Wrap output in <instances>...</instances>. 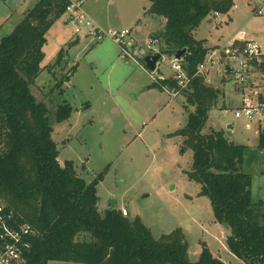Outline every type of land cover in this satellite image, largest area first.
Listing matches in <instances>:
<instances>
[{"label":"rangeland","instance_id":"374dc122","mask_svg":"<svg viewBox=\"0 0 264 264\" xmlns=\"http://www.w3.org/2000/svg\"><path fill=\"white\" fill-rule=\"evenodd\" d=\"M38 1L0 0V40ZM77 1L84 13L96 18L94 24L100 30L131 29L138 64L122 59L112 40L97 43L86 37L84 29L75 34L73 24H66L67 16L51 15L53 23L46 34L41 64L45 69L30 92L50 111L51 140L59 147L58 163H74L77 176L86 184L104 173L96 187L100 215L112 208L124 209L127 218H139L155 239L181 230L191 262L198 260L204 246L224 263H234L236 258L225 245V227L215 221L208 198L199 195L200 185L185 175L193 162L192 151L183 148V139L176 133L185 127L194 107L187 104L184 94L171 97L153 86L173 76L170 66L174 59L162 55L154 71L140 61L141 51L150 54L158 50L159 45L151 46L149 40L163 29L164 20L147 14L151 6L148 0ZM261 2L235 0L228 13L230 19L210 16L212 23L208 24V19L201 22L193 36L211 42L247 27L244 34L264 57V6L260 15L255 14ZM69 42L73 44L69 46ZM61 50L63 59L57 62ZM73 66L76 68L71 73ZM67 75H71L69 82L57 88ZM214 86L220 94L208 113L203 133L223 131L228 141L247 148L242 172L252 178V201L264 203V151L257 149L259 123L234 117L239 94L232 83L221 85L217 81ZM64 103L70 106L71 115L57 121V107ZM261 123L264 125V118Z\"/></svg>","mask_w":264,"mask_h":264},{"label":"trees","instance_id":"16d2710c","mask_svg":"<svg viewBox=\"0 0 264 264\" xmlns=\"http://www.w3.org/2000/svg\"><path fill=\"white\" fill-rule=\"evenodd\" d=\"M148 1L147 14L164 20L163 29L152 36L159 41V53L172 57L176 50L185 49L184 68L194 76L207 49L193 31L213 13L226 15L234 0ZM67 5L68 0H39L0 40V123L6 129L0 150V200L36 232L25 264H226L204 246L198 260L189 261L181 230L155 239L137 217L129 219L114 208L100 215L96 187L104 173L86 184L77 176L74 163H58L50 111L36 101L30 87L45 69L41 64L53 23L50 17L64 16ZM62 56L63 50L57 62ZM260 70L264 76V65ZM164 84L173 85L162 79L153 86L161 89ZM189 89L183 94L194 112L176 133L183 139V148L192 151L186 178L200 185L199 195L208 198L215 221L232 230L225 239L236 258L232 264H264V203L252 201V178L242 172L247 148L228 141L223 131L203 133L220 90L204 86L197 76ZM71 112L64 103L57 107L55 120H67ZM257 141L258 151H264V128L258 131Z\"/></svg>","mask_w":264,"mask_h":264},{"label":"built area","instance_id":"2783aa9c","mask_svg":"<svg viewBox=\"0 0 264 264\" xmlns=\"http://www.w3.org/2000/svg\"><path fill=\"white\" fill-rule=\"evenodd\" d=\"M255 14L260 15L257 10ZM65 15L74 26L75 34L82 29L86 37L100 43L105 39L112 40L118 46L122 59L131 60L138 64V55L135 53V40L131 29L100 30L90 18L85 16L81 3L77 0H68ZM219 14L213 13L214 18ZM159 41L150 39L149 45L158 47ZM151 53V52H150ZM154 53H158L154 49ZM174 59V56H172ZM264 65L262 52L252 41L232 40L223 45H216L206 50V55L196 68L194 76H189L184 68L183 57L174 59L170 66L173 76L166 81L173 85H161V90L171 97L190 91L189 85L194 77H199L204 86L215 88V83H232L239 94V107L234 111L235 118L255 119L259 123L258 131L264 128L261 123L264 118V76L260 67ZM6 138V129L0 123V150ZM127 217L124 209L119 210ZM36 232L26 222H20L0 200V264H25L26 256L30 253L31 241L36 238Z\"/></svg>","mask_w":264,"mask_h":264},{"label":"crops","instance_id":"0c3cea01","mask_svg":"<svg viewBox=\"0 0 264 264\" xmlns=\"http://www.w3.org/2000/svg\"><path fill=\"white\" fill-rule=\"evenodd\" d=\"M242 2L243 3H249L250 2V0H242ZM235 5V0H234V4H233V6ZM82 6V5H81ZM232 6V7H233ZM263 6H264V0H263V2H261V4H259L258 5V9H257V7L255 8V10L257 9V10H259L260 8H263ZM232 9V8H231ZM230 9V10H231ZM229 10V11H230ZM256 10V11H257ZM229 11H228V13H229ZM255 11V12H256ZM84 13V12H83ZM228 13L226 14V15H218V16H228ZM85 14V16H87L88 18L90 17L87 13H84ZM65 16L66 15H64V16H61V18L62 17H64L65 18ZM217 16V17H218ZM229 17V16H228ZM91 18V17H90ZM92 19V18H91ZM94 19V20H93ZM93 19L91 20V21H93L94 23H96V18L93 16ZM229 19H230V17H229ZM232 20V19H231ZM208 24H211L212 23V19L211 18H209L208 19ZM66 24H69V21L68 22H66ZM97 24V23H96ZM95 24V25H96ZM200 26V25H199ZM228 27V26H227ZM199 28V27H198ZM197 28V29H198ZM196 29V30H197ZM51 29H49V31H50ZM196 30H194L193 31V33L196 31ZM246 30H248L247 29V27L246 28H244L242 31H235V33H230V34H228L229 36L227 37V38H225L223 35L222 36H220V37H216L215 39H213V41H211V42H209L207 39H200L201 41H203L204 42V48L205 49H211L212 47H214V46H216V45H223V44H225V43H229V41H232V40H241V41H246V40H248V39H251L250 37H249V35H245L244 34V32H246ZM48 31V32H49ZM244 31V32H243ZM47 32V33H48ZM195 38V37H194ZM197 40V39H196ZM70 43V42H69ZM73 44V43H72ZM263 59H264V57H263ZM248 127H249V125H248ZM230 253V252H229ZM231 255V254H230ZM231 257H233L232 255H231ZM234 258V257H233ZM219 259H221V258H219ZM222 260V259H221Z\"/></svg>","mask_w":264,"mask_h":264},{"label":"water","instance_id":"95a60500","mask_svg":"<svg viewBox=\"0 0 264 264\" xmlns=\"http://www.w3.org/2000/svg\"><path fill=\"white\" fill-rule=\"evenodd\" d=\"M186 53L185 49H181V50H176L173 54L174 59H181ZM140 60L143 61L144 66L146 69H148L149 71H154L156 68V65L158 63V61L161 59L162 54L160 53H150V54H144L142 51L139 54ZM57 151H59V147L56 148ZM114 204V203H112ZM225 239L229 238L232 236V230L230 229V227H226L225 228Z\"/></svg>","mask_w":264,"mask_h":264}]
</instances>
